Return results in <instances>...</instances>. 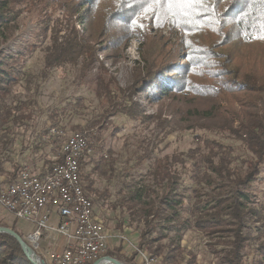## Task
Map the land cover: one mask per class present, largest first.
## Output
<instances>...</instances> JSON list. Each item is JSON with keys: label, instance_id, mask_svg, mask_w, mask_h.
Returning <instances> with one entry per match:
<instances>
[{"label": "trees", "instance_id": "obj_1", "mask_svg": "<svg viewBox=\"0 0 264 264\" xmlns=\"http://www.w3.org/2000/svg\"><path fill=\"white\" fill-rule=\"evenodd\" d=\"M35 1L0 0V47L15 33L22 6L29 7ZM38 1L42 34L50 33L43 49L46 69L71 63L79 65L82 71L95 67L98 59L93 58V50L98 40L93 39H100L102 31L96 33L93 26L100 21L102 13L105 31L110 29V24L122 27L118 41L122 43L130 38L141 41L145 65L136 81L123 87L114 83L112 77L106 79L101 74L97 77L101 86L98 89L102 106L98 113L100 132L107 130L109 118L118 114L135 122L155 119L157 125L167 124L162 114H145L143 103L135 95H143L154 105H161L162 100L171 95H179L177 98L185 104L173 111L172 117H179L180 126L185 125L184 130L194 132L200 145L157 157L147 171L151 182L138 184L123 198L122 207L126 212H122L129 223L144 225L136 226L141 236L138 248L162 256L169 264H192L191 259L187 262L178 257L174 242L158 244L153 249L156 241L160 243L168 237L165 230H161L158 237H152L155 231L160 227L169 230L166 222L180 219L179 210L184 209L188 213L186 229L194 223L206 236L230 237L226 246L216 252L220 264H246L251 236L244 230L250 221L260 222L262 228H258L259 233L253 239L259 240L257 250L262 254L257 262L264 264V205L253 204L255 201L246 190L259 179L264 164V0H203L202 5L195 7L191 22L180 20L175 25L154 0ZM76 6L78 9L74 10ZM82 9L89 19L82 23L94 30L88 38L79 37L76 20H73ZM164 27L178 32L176 44L168 39L162 42L153 38L151 30L158 32ZM64 29L69 31L61 38ZM113 35L106 32L103 38H108L106 44L113 42ZM182 56L184 63L179 62ZM22 59L25 60L24 52L16 57L0 53V132L5 135L13 136L17 128L28 127L41 113L35 97L19 99L13 104L4 99V93L21 83L22 75H28L24 79L29 84L34 80L31 72L23 69ZM83 102L78 99L77 105L83 106ZM95 125L90 123L89 128ZM221 136L238 141L241 146L228 145ZM56 137L49 138L58 143ZM13 140L11 137L5 143ZM60 155L56 162L61 161ZM87 155L81 161V176ZM114 155L109 150L107 156H101L95 170L102 176L113 175L118 161ZM84 176L89 181L84 184L85 191L94 205L95 201L110 197L108 188L94 187L92 172ZM185 176L190 180L184 188L192 192L188 196L190 200L178 193ZM0 225L21 234L15 226ZM107 255L116 257L111 252ZM123 256L126 258L123 254L118 259L124 261ZM0 264L34 263L16 238L0 233Z\"/></svg>", "mask_w": 264, "mask_h": 264}, {"label": "rangeland", "instance_id": "obj_2", "mask_svg": "<svg viewBox=\"0 0 264 264\" xmlns=\"http://www.w3.org/2000/svg\"><path fill=\"white\" fill-rule=\"evenodd\" d=\"M72 2L75 1L72 0ZM38 6V0L32 2L29 7L22 6L23 11L15 33L8 42L0 47V53L5 55L16 57L19 53L24 52L23 69L26 72H31L34 76V80L29 84L24 79L28 75H22L21 83L14 87L11 92L4 93L5 101L8 104H13L19 99L35 97L41 108L39 117L28 123V127L17 128L13 136L12 134L5 135L0 132V179L11 183L17 179L16 177L23 169H29L36 173H41L40 170H49L58 163L55 161L59 157L58 154H62L61 145L64 136L71 132L81 131L85 133L93 150H90L87 153L88 155L86 154L83 174L86 175L92 172L94 187L99 190L108 188L110 192L108 199L95 201V214L104 221L103 228L109 235L108 250L101 258L111 256L107 255L108 252H111L117 258L112 257L116 259L124 254L126 256V258L123 256L124 259H128V261L118 260L125 264H147L146 261L152 258L159 259L161 264H169L163 260L162 256L152 255L147 249L138 248L141 236L140 230L136 226H140L141 223H129L125 213L122 212V210L126 212L125 208L122 207V203L123 198L129 195L138 184L151 182L147 177V171L157 157L185 152L200 145L195 133L191 130H184L185 125L180 126L179 117L175 119L174 116L172 117L173 111H176L180 106L184 107L185 104L177 98V96L180 97L179 95L164 98L161 105L152 104L143 95H135V98L143 103L145 114H162L163 118L167 120L165 121L167 124L163 127L157 125L155 119L135 122L125 115L118 114L110 117L108 123H106L108 129L100 132L101 124L98 123V113L102 110V106L98 89L101 86L97 77L99 74L106 79L112 77L114 83L123 87L136 81L138 74L143 70L141 68L145 65L141 41L136 38H130L122 43L120 40L118 41L116 38L119 36L118 34L123 32L122 27L118 24L117 26L110 24V29L105 31L106 21L102 19V15H104L102 13L99 18L100 21L93 26L96 33L102 31L100 39H93L94 42L98 40L97 43H94L96 49L93 50V58L98 59L95 67L90 71H82L79 65L71 63L54 69H46L43 49L49 42L50 33L48 35L42 34L44 29L42 22H40L41 15L38 12ZM74 8V10H77L78 6ZM73 20H76V30L79 32V37L88 38L90 34H93L92 27L89 24L86 26L82 23V21L89 20L85 9L74 15ZM68 31L64 29L60 34L61 38ZM151 31L153 38H159L162 42L169 40L168 42L176 44L179 37L177 31L170 30L168 27H164L158 32ZM106 32L114 33L113 42L111 41L110 44L105 43L108 38L103 40ZM185 61L183 56L179 58V62L184 63ZM139 67L140 71L138 70ZM260 69L257 66V70L260 71ZM26 84L29 86L28 88L25 87ZM78 99L84 100L83 106L77 105ZM237 106L239 105L237 104ZM143 119L145 120V118ZM90 123L96 125L89 128ZM75 125H80L81 128H74ZM56 128L63 129L67 133L64 136L59 134V137H56L59 140L58 143H53L49 137H54L52 132ZM169 131L172 132L169 133ZM11 137L14 139L13 142L5 143V140ZM221 138L228 145L241 146L238 141L224 136H221ZM109 150H112L114 156L118 159L116 171L113 175L102 176L99 170H95V166L101 156L108 155ZM104 168L106 169L107 165ZM84 175L81 176L83 186L89 182L84 179ZM188 184H190V180L188 176H185L178 189L179 195L186 196V200H190L188 196L192 193L189 189H184ZM246 190L254 199L253 204H256L257 207L264 205V164L259 179L252 182ZM91 201L93 200L91 199ZM179 216L180 219L166 222V226H169L171 230L160 227L155 231L152 237H158L161 230H165L164 234H167L168 237L162 239L160 243L156 241L153 249L158 244L169 245L170 242H174L175 246L178 247L176 252L181 260L188 262L191 259L192 264H220L219 255L216 252L226 246V241L230 237L220 234H214L212 237L206 236L194 223L186 229L184 224L188 213L184 209H180ZM17 219L15 220L17 221ZM53 223L58 224L54 221ZM30 224L34 227L32 232L25 236V233L20 231V235L48 264L49 254L59 249L41 250L43 235L38 240L39 247H35L29 239L32 233L35 232V226L34 223ZM12 226L17 228L16 223H13ZM143 226L141 224V227ZM258 228H262L261 223L252 220L244 230L247 236H251V245L247 248L245 257L246 264H259L257 261L262 258V254L259 253L256 245L259 240L255 242L253 239V236L259 233ZM179 236L181 237L178 240ZM131 258H134V261H131L133 260Z\"/></svg>", "mask_w": 264, "mask_h": 264}, {"label": "built area", "instance_id": "obj_3", "mask_svg": "<svg viewBox=\"0 0 264 264\" xmlns=\"http://www.w3.org/2000/svg\"><path fill=\"white\" fill-rule=\"evenodd\" d=\"M65 130L56 128L52 135L59 137ZM65 148L63 167H51L41 173L23 169L14 182L0 179V204L16 217L34 223L30 240L39 247L44 232L67 239L65 248L48 256V264H90L108 250L109 235L102 233L104 221L95 214L93 201L82 184L81 161L91 150L85 133L71 134L62 142ZM68 177H76V186L68 185ZM56 212L58 224L52 221ZM159 264V262H154Z\"/></svg>", "mask_w": 264, "mask_h": 264}, {"label": "crops", "instance_id": "obj_4", "mask_svg": "<svg viewBox=\"0 0 264 264\" xmlns=\"http://www.w3.org/2000/svg\"><path fill=\"white\" fill-rule=\"evenodd\" d=\"M40 171L43 172L45 170H40ZM1 207L2 206L0 205V222L1 223H5L9 226H12L13 223H16L17 230L24 232L25 236L27 234H29L30 232H32V229L34 227L32 226V224H30L29 221L17 219V217L14 214H12L10 211H8V209H6L5 207H3V208H1ZM5 210H7V211H5ZM15 219H17V221ZM52 220L55 223L59 222L60 218L56 212H54L52 214ZM42 244L43 245H41V247H42L41 250H43V251H46L48 249H60V248L65 247L66 239L64 237L58 235V234H54V233L50 234L48 232H45L44 237L42 238Z\"/></svg>", "mask_w": 264, "mask_h": 264}, {"label": "snow or ice", "instance_id": "obj_5", "mask_svg": "<svg viewBox=\"0 0 264 264\" xmlns=\"http://www.w3.org/2000/svg\"><path fill=\"white\" fill-rule=\"evenodd\" d=\"M155 4L160 5L166 17H171V22L175 25L180 20L191 22L195 15V7L202 5L203 0H154ZM143 27V25H140Z\"/></svg>", "mask_w": 264, "mask_h": 264}, {"label": "water", "instance_id": "obj_6", "mask_svg": "<svg viewBox=\"0 0 264 264\" xmlns=\"http://www.w3.org/2000/svg\"><path fill=\"white\" fill-rule=\"evenodd\" d=\"M0 233H7L12 235L14 238L18 240L22 249L27 254V256L31 259L34 264H46L45 260L35 251L33 247H31L26 239L21 236L16 230L12 229L8 226L0 225ZM111 262L112 264H125L124 262L112 257V256H105L96 260L93 264H108Z\"/></svg>", "mask_w": 264, "mask_h": 264}, {"label": "bare ground", "instance_id": "obj_7", "mask_svg": "<svg viewBox=\"0 0 264 264\" xmlns=\"http://www.w3.org/2000/svg\"><path fill=\"white\" fill-rule=\"evenodd\" d=\"M66 133L67 132L61 133V135L64 136ZM77 133H82V132L81 131L71 132L70 134L65 135L64 136V139H63V142L70 141L71 140V134H77ZM64 158H65V148H62L61 161L58 162L57 164H55L54 166L55 167H63V165H64ZM68 185L69 186H76V177H68ZM88 201H91V199L89 197H88ZM102 233H107L105 231V228H103V226H102ZM43 236H44V234H43ZM29 239L32 240V235L29 237ZM146 262H147V264H154V262H159V264H161L160 261H159V259H157V258L156 259L155 258H152L150 260H147ZM108 264H112V263L109 262Z\"/></svg>", "mask_w": 264, "mask_h": 264}]
</instances>
